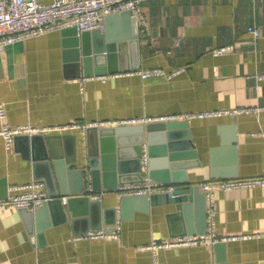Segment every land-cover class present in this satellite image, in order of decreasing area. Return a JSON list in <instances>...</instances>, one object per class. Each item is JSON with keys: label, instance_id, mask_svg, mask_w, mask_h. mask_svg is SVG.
<instances>
[{"label": "crops", "instance_id": "0c3cea01", "mask_svg": "<svg viewBox=\"0 0 264 264\" xmlns=\"http://www.w3.org/2000/svg\"><path fill=\"white\" fill-rule=\"evenodd\" d=\"M141 14L145 24L138 20V43L128 46L123 57V65L138 64L139 68L116 69L102 74L107 76L105 80L94 74L81 81L83 74L74 75L65 59L60 30L0 51V104L5 110L0 129L4 125H82L264 107V79L248 77L264 74V0H147L141 4ZM249 26L260 28L261 36L253 40ZM129 28L131 22L120 18L109 22L113 36ZM220 48L229 49L214 54ZM120 63L118 59L117 68ZM153 68L164 74L143 79L137 73ZM178 68L184 70L168 77ZM176 121L187 123L200 161L199 166L186 170L188 183L264 175V110L150 123ZM55 134L76 135V156L82 164L85 129ZM123 143L122 147L131 145ZM52 145L60 160L75 155L70 141ZM42 148L30 138L15 137L7 149L0 136V181L4 180L8 194L12 186L34 181L44 183L46 189V170L34 167ZM45 150L49 151L48 145ZM124 157H117L116 164H127L130 158ZM141 160L147 165L146 152ZM66 177L68 187L77 183L74 177ZM103 191L97 199L101 202L98 228L93 218L83 215L74 222L68 219L50 226L43 238L37 231H28L19 209L0 212V264H264L262 187L215 190L211 205L206 203V222L211 209L216 236L260 234L258 237L223 242L221 248L201 244L157 250L149 246L181 236L187 222L195 228L205 225L202 213L193 210L190 216L176 217L172 203L122 205L123 197ZM110 207L116 208L115 224L107 223L102 213ZM116 225L119 239H74L91 230L111 232Z\"/></svg>", "mask_w": 264, "mask_h": 264}, {"label": "water", "instance_id": "95a60500", "mask_svg": "<svg viewBox=\"0 0 264 264\" xmlns=\"http://www.w3.org/2000/svg\"><path fill=\"white\" fill-rule=\"evenodd\" d=\"M120 18L123 22H131L129 31L124 30L120 36H113L109 31V22ZM65 48V59L73 69L75 76L102 75L112 73L116 69L136 70L138 64L127 67L123 65L126 48L138 43V19L125 11L113 14L105 19V29L79 33L76 27H66L60 30ZM132 55V52H131ZM121 60L119 68L117 61ZM16 138H30L34 144H42L34 164L35 170L43 167L46 192L50 199L44 201L33 210L19 208L28 231H37V236L44 238V231L57 223L68 219L75 221L80 216L89 215L100 227L101 202L92 200L84 191V181L89 180L93 191L112 192L119 185L143 183L145 177L153 181L175 186L176 197L167 194H144L123 197L122 205L127 202L172 203L176 213L173 216L186 217L193 210L202 213L205 225L195 228L188 223L179 235L200 234L206 231V200L198 184L188 183L186 170L200 165L198 154L191 140V134L185 121L168 123H149L119 125L114 127L89 126L85 129V152L82 164H78L76 156L77 137L75 134H35L19 135ZM70 141L75 155L60 160V154L54 152L53 142ZM123 142L131 144L122 147ZM48 145V150H45ZM117 152V153H116ZM146 152L148 161L143 165L141 156ZM129 156L127 164H116V158ZM52 158V162L50 160ZM80 163V162H79ZM67 165H72L69 169ZM74 177L76 184L68 187L67 176ZM0 191V199L8 196L7 186ZM63 197L66 198L63 201ZM107 223H116V208L110 207L102 211ZM96 217V218H95ZM108 217L111 220H108ZM96 219V220H95ZM224 246L223 242L214 244L215 248Z\"/></svg>", "mask_w": 264, "mask_h": 264}, {"label": "built area", "instance_id": "2783aa9c", "mask_svg": "<svg viewBox=\"0 0 264 264\" xmlns=\"http://www.w3.org/2000/svg\"><path fill=\"white\" fill-rule=\"evenodd\" d=\"M147 0H51L50 2H41L40 0H0V51L5 47L19 41H24L55 30H61L66 27H76L81 33L85 31H94L105 29V19L113 14L128 11L131 15L137 17L140 23L145 24L141 14V4ZM248 32L255 40L261 36L260 28L249 26ZM229 48H220L214 51V54H221ZM184 68H178L168 74V77L181 73ZM141 78L145 79L151 76L163 75L162 69H144L137 72ZM94 76H85L84 81ZM257 80H263L264 74L252 75ZM101 80L107 78L106 75L98 76ZM264 107L236 108L233 110H213L199 113H186L175 115H162L141 118H130L121 121H100L91 124H63V125H41L33 126L23 124L14 127L7 125L0 129V136L4 140L5 147L11 148L16 136L35 134L47 135L55 133L73 132L78 129H86L89 126L95 127H113L127 124H144L150 122H162L169 120H190L193 118H208L220 116L222 114L238 115L242 113L259 112ZM5 116V110L0 104V118ZM144 162L146 158L144 157ZM146 166V165H145ZM200 190L205 194L207 204L211 205L213 192L215 190L229 191L233 189H244L262 187L264 188V175L230 178L225 180L206 181L198 184ZM174 185L153 181L145 177L143 183H133L119 185L112 190L118 197L138 196L144 194H167L170 197H176L173 192ZM85 193L93 200H99L104 191L96 192L91 188L89 180L85 181ZM50 199L44 183L34 181L29 184L12 186L7 198L0 199V212L12 208L34 209L44 201ZM66 198L63 197V201ZM208 229L205 233L177 236L171 240L153 242L149 248L152 250L163 248L198 246L201 244L214 245L217 242H227L232 240H242L252 237H258L260 234H236L231 236L218 237L212 231V212L208 209ZM119 225L111 232L104 230H91L86 234L74 237L79 240L83 238H112L119 239Z\"/></svg>", "mask_w": 264, "mask_h": 264}]
</instances>
